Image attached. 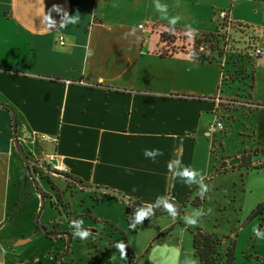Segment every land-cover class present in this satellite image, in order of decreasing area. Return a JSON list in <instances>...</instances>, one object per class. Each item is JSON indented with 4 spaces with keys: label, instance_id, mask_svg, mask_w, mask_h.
<instances>
[{
    "label": "crops",
    "instance_id": "1",
    "mask_svg": "<svg viewBox=\"0 0 264 264\" xmlns=\"http://www.w3.org/2000/svg\"><path fill=\"white\" fill-rule=\"evenodd\" d=\"M261 1L249 2L259 18L256 21L238 15L235 9L228 12L230 0H0V103L17 114L18 138L25 154L44 169L60 165L63 170L51 174L68 189L63 174L80 182L71 184L75 186L71 193H88L97 204L101 200L97 195L104 193L84 190L81 185L110 188L154 208L169 199L182 205L201 177L200 170L196 171L190 182L181 173L185 168L195 170L200 144L224 130L227 104L233 101L224 97V83L245 82L243 115L264 113ZM226 16L229 22L250 26L258 36L263 54L247 64V73L253 70L251 80L230 77L226 62H199L183 52L161 54L160 34L167 27L209 34L220 29ZM12 120L11 112L0 108V205L5 203L0 219L5 233L0 240V264H19L4 262L5 256H18L41 237L49 247L47 259L58 264L56 257L65 249L66 240L47 238L37 225L29 229V236L24 230L9 234L18 212L13 220L8 216L15 211L25 175L14 146ZM218 122L222 129H212ZM255 136L253 132L254 147L236 156L241 162L247 156L253 164L264 163L256 160L264 159V147ZM154 150L158 151L154 157L146 155ZM104 195L122 203L126 220L129 212L139 210ZM58 203L54 207L65 208L66 223L71 226L76 219L69 212L70 203L64 204L61 198ZM261 217L257 222L263 223V233ZM109 220L99 224L115 229L114 219ZM74 231L67 232L73 237ZM123 244L130 248L129 242ZM125 254L131 262L130 252Z\"/></svg>",
    "mask_w": 264,
    "mask_h": 264
},
{
    "label": "rangeland",
    "instance_id": "2",
    "mask_svg": "<svg viewBox=\"0 0 264 264\" xmlns=\"http://www.w3.org/2000/svg\"><path fill=\"white\" fill-rule=\"evenodd\" d=\"M249 2L262 3L261 0H230L227 11L235 9L238 15H246L258 21L259 18L254 14ZM229 27L228 24L227 28H223L220 33L226 32V35H230ZM181 36L176 48L193 50L191 46L194 41L190 36ZM230 36L235 38V43L231 44L230 37V41L227 43L228 48L225 49L228 52L226 56L229 58L226 56L219 58L215 56V58L227 63L225 65L226 72L233 79L245 80L247 76L250 79V73H247L246 70V54L239 52L238 43L241 40H237L233 33ZM241 57L244 59L241 60ZM244 83L242 81H227L221 87L224 97L233 99L223 119L224 130L222 133L217 132L208 142L200 144L199 159L196 160L195 171L199 172L200 170L199 177H203V183L208 187V191L202 197L203 203L200 207L194 202L197 196L201 197V188L198 182H194L190 190L191 194L182 204L183 208L180 211H175V216L171 212L163 215L151 213L141 223L135 225L137 231L134 232L128 226L129 222L126 220V211L122 207V203L116 204L111 199L112 197L98 194L97 196L101 200L97 204L88 193L82 196L74 192L71 193L70 188L75 186L70 185L68 189L67 185L55 175L49 174L51 179L49 182L41 179L39 174L31 169L39 188L46 196L44 207L41 209V198L25 169L21 191L28 194L27 202L21 205L20 210L15 208V211L18 212L16 220L12 219L14 212L9 213L8 220H13L10 224L9 234L14 235L16 230H24L29 236V229L34 228L35 225L45 227L48 231L67 232L74 229L72 225L68 226L66 223L65 208L54 207V203L59 204L58 201L61 198L64 204L70 203L71 217L82 220V227L90 231L89 237L85 240L76 239L77 237L73 235L69 251L63 259L65 264H186L187 260L195 262L192 234L188 228H202L206 232L215 233L220 238L233 236L237 233L234 264H264V235L261 239L255 235V230L260 231V227L263 225L262 222H257V218L262 219V217L258 216L250 220L256 208L264 203V169L253 171L246 167H239V164L234 166V170L231 168L229 173H225L222 169L224 161H227V166H229L230 158H239L236 157L238 154H244L254 147L253 132L256 134L257 143L262 141L264 147V113L252 111L250 117L243 115L244 108L241 105H245L243 103L246 102V99L244 100L243 96L245 93L247 96L248 92V89L245 90ZM237 94H240L241 98H236ZM235 109L236 111L233 112ZM259 131L262 133L260 134ZM253 150L251 149V151ZM246 158L249 157L246 156ZM256 160L264 161L259 158ZM36 163L41 165L37 161ZM19 172L21 173L22 170ZM53 185L56 189L52 187ZM15 192L17 193L16 190ZM11 193L14 194V188ZM1 194L2 189L0 188V196ZM38 197L39 204H37ZM4 204L1 202L0 205V219L3 216ZM132 212L134 218L136 211ZM110 218L115 221L113 222L116 225L115 229L111 230L107 226L99 224L103 220L111 221ZM188 218L196 219L197 223L189 225L186 222ZM92 229L103 232V236H97L95 232L91 231ZM3 231L7 232L6 228ZM1 234L0 240L2 241L1 238L5 236V233ZM108 234L112 236H107ZM41 238V241H33L31 245L25 246L23 252L18 256H14L13 253L5 256L7 259L4 262L55 264L52 259H47L46 254L49 247L43 237ZM128 242L130 248H127L126 245L122 254L117 245ZM7 249L9 254L11 250L8 247ZM127 252L131 254V262H128L125 257ZM0 258L3 259L1 250Z\"/></svg>",
    "mask_w": 264,
    "mask_h": 264
},
{
    "label": "trees",
    "instance_id": "3",
    "mask_svg": "<svg viewBox=\"0 0 264 264\" xmlns=\"http://www.w3.org/2000/svg\"><path fill=\"white\" fill-rule=\"evenodd\" d=\"M228 24L231 30L230 35H232L233 33L234 36L237 37L236 38L237 40L242 41L238 43L239 52L240 53L244 52L246 54L245 60L247 61V64L252 65V62L258 57L256 55V49L258 48V36L256 34V31L250 26L243 25L240 23L229 22L227 20V16L225 17L223 24L220 25V29L214 33H209V34L195 35L192 33L190 34L183 29L167 27V29H165V32L160 34V42L163 45L162 48L160 49V52L165 57L183 52L189 54L194 60H197L199 62H210V63L214 62L217 60L215 56H218L219 58L226 56L228 54V52H226L225 49L228 48L227 43L230 41V37L232 42L231 44L235 43L234 40L235 38L233 36L226 35V32L220 33L223 28H227ZM181 35H185L186 37L190 36V38L194 41L193 46H191L193 47V50L191 49V51H187L186 49L176 48L177 47L176 45H178V42L182 37ZM226 57L229 58V56ZM243 59L244 57L243 58L241 57V60ZM232 66L233 68H235L234 65ZM249 73L251 78L253 75V70H251ZM241 76H243V74H241ZM251 87L252 85H250V89ZM229 104L231 103L229 102L228 105ZM17 124H18V118H17ZM222 167H225V165ZM239 167H246L249 170L258 171L264 168V163L253 164L249 158L243 156L242 162L239 165ZM234 168L235 167H233L232 170H234ZM33 169L35 170L36 173L39 174L41 179L48 180L49 182H51L49 176L50 173L59 174L58 172L52 170L49 166H47L45 169H41L38 167ZM224 172L227 173L229 172V170H225ZM63 176L66 179V181L69 183L68 187L72 183H76L77 185L80 184V182L77 183L75 180H72L68 175L63 174ZM52 187L56 189L54 185ZM27 195H28L27 193H23L22 191L20 192L19 198L16 203V210H19L21 208V205L27 199ZM44 197L46 196L44 195ZM194 203H196L197 206L200 207L203 203L202 197L199 196L196 197ZM67 207H69V205H66V208ZM14 213H16V211H14ZM262 215H264V203L260 204L256 208V210L252 213L250 220ZM127 220L129 222L130 228L134 232H136V227L134 228L132 227L134 218H133V214H131L130 212L127 217ZM188 230H190L193 236V252H194L195 264H234L235 263L237 233H235L233 236L220 238L216 234L206 232L202 228H188Z\"/></svg>",
    "mask_w": 264,
    "mask_h": 264
},
{
    "label": "water",
    "instance_id": "4",
    "mask_svg": "<svg viewBox=\"0 0 264 264\" xmlns=\"http://www.w3.org/2000/svg\"><path fill=\"white\" fill-rule=\"evenodd\" d=\"M0 108L8 110L12 114V117H13L12 133H13V141H14L15 150H16L18 156L21 158V160L24 163L25 169L27 171V176L31 178L32 184H33L35 190L37 191V193L39 194V196L41 198V209H43L44 203H45V197H44V194L42 193L41 189L39 188L35 177L32 175L31 169L37 168V167H39L41 169H44V168L39 166V164H37L36 162H33L32 160H30L29 156L25 154L24 148H23V146H22V144L18 138L17 114L14 111V109L11 106H9L7 104H3V103H0ZM240 163H241V158H235L229 162V166H230V168H233L235 165L240 164ZM80 188L87 190V191H90V192H101L104 194L111 195V196H113L117 199H120L121 201L131 205L135 209L144 210V211L151 210V213H156V214L170 213L167 210V208L165 207L166 204L171 205L175 209V211H179L183 208V206L179 205L178 202L174 199H169L165 202V204H163L159 208H154V207H151L148 205L136 203L132 199H130V198L122 195L121 193H119L115 190H112L110 188L100 187V186H87V185H81ZM39 230H41V232L47 238H49L51 240H59L61 238H65V240H66L65 250L60 252L59 255L57 256L58 264H65L63 262V259L66 256L65 254L69 251V247L72 243V235L69 232H49L48 229H46L45 227H42V226L39 227Z\"/></svg>",
    "mask_w": 264,
    "mask_h": 264
},
{
    "label": "clouds",
    "instance_id": "5",
    "mask_svg": "<svg viewBox=\"0 0 264 264\" xmlns=\"http://www.w3.org/2000/svg\"><path fill=\"white\" fill-rule=\"evenodd\" d=\"M88 55H91V52H88ZM157 154H158V151H156V150L151 151V152H146V155L153 156V157L155 155H157ZM181 175L184 176V177H189L190 178V182H191V178L196 176L197 172L195 170H190L189 168H185L183 170V172L181 173ZM198 183L200 184V188H201L200 195H201V197H203L204 194L208 191V187L203 183V177L202 176H201L200 181H198ZM165 207L167 208V210L169 212L172 213L173 216H175V214H176L175 213V209L171 205L166 204ZM150 214H151V210H149V211H144V210L136 211L135 214H134V220H133V223H132V227H135L136 224L141 223ZM186 222L189 225H195L197 223L196 219H194V218H188L186 220ZM82 224H83L82 220H73L72 221V226L75 229L73 235L75 237H78L81 240H85V239H87L89 237L90 231L87 230V229H84L82 227ZM255 235L257 237H261L262 235H264V233H261L259 230H255ZM117 248L123 254L125 245L123 243H120V244L117 245ZM186 264H195V262L192 261V260H187Z\"/></svg>",
    "mask_w": 264,
    "mask_h": 264
},
{
    "label": "built area",
    "instance_id": "6",
    "mask_svg": "<svg viewBox=\"0 0 264 264\" xmlns=\"http://www.w3.org/2000/svg\"><path fill=\"white\" fill-rule=\"evenodd\" d=\"M262 54H263V51L261 49L257 48L256 49V55L257 56H261ZM214 128H220V129H222V123H220V122L216 123V125L213 126L212 129H214ZM53 160H54V158H52V161ZM50 166H51V169L52 170H55V171H62L63 170V168H61V166L58 165V164H53V165L50 164Z\"/></svg>",
    "mask_w": 264,
    "mask_h": 264
},
{
    "label": "flooded vegetation",
    "instance_id": "7",
    "mask_svg": "<svg viewBox=\"0 0 264 264\" xmlns=\"http://www.w3.org/2000/svg\"><path fill=\"white\" fill-rule=\"evenodd\" d=\"M49 232H58V231H55V230H54V231H49ZM61 239H62V240H65V238H61Z\"/></svg>",
    "mask_w": 264,
    "mask_h": 264
}]
</instances>
